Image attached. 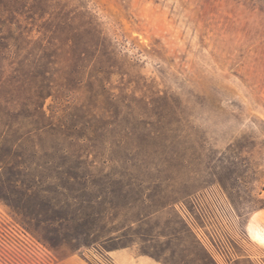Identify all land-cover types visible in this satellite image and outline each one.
Instances as JSON below:
<instances>
[{"label":"rangeland","instance_id":"374dc122","mask_svg":"<svg viewBox=\"0 0 264 264\" xmlns=\"http://www.w3.org/2000/svg\"><path fill=\"white\" fill-rule=\"evenodd\" d=\"M256 232L264 0H0V264H253Z\"/></svg>","mask_w":264,"mask_h":264},{"label":"crops","instance_id":"0c3cea01","mask_svg":"<svg viewBox=\"0 0 264 264\" xmlns=\"http://www.w3.org/2000/svg\"><path fill=\"white\" fill-rule=\"evenodd\" d=\"M259 234L264 235L263 233L256 232L254 238L257 241H259L257 238V235ZM110 256L116 264H156L147 257L139 256L133 249L127 247L112 251ZM250 260L253 264H264V250H262L261 253L250 255Z\"/></svg>","mask_w":264,"mask_h":264},{"label":"built area","instance_id":"2783aa9c","mask_svg":"<svg viewBox=\"0 0 264 264\" xmlns=\"http://www.w3.org/2000/svg\"><path fill=\"white\" fill-rule=\"evenodd\" d=\"M214 258H215L216 264H227L226 260L219 253H217Z\"/></svg>","mask_w":264,"mask_h":264},{"label":"bare ground","instance_id":"6f19581e","mask_svg":"<svg viewBox=\"0 0 264 264\" xmlns=\"http://www.w3.org/2000/svg\"><path fill=\"white\" fill-rule=\"evenodd\" d=\"M262 242L264 243V237H262Z\"/></svg>","mask_w":264,"mask_h":264},{"label":"trees","instance_id":"16d2710c","mask_svg":"<svg viewBox=\"0 0 264 264\" xmlns=\"http://www.w3.org/2000/svg\"><path fill=\"white\" fill-rule=\"evenodd\" d=\"M98 47H99V45H98Z\"/></svg>","mask_w":264,"mask_h":264}]
</instances>
